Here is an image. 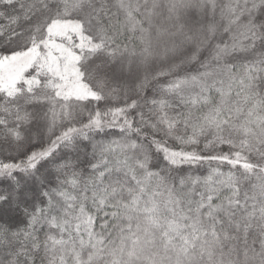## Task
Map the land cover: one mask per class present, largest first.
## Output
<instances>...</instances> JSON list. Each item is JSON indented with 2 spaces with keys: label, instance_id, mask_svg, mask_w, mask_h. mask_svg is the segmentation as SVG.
<instances>
[{
  "label": "snow or ice",
  "instance_id": "1",
  "mask_svg": "<svg viewBox=\"0 0 264 264\" xmlns=\"http://www.w3.org/2000/svg\"><path fill=\"white\" fill-rule=\"evenodd\" d=\"M0 264H264V0H0Z\"/></svg>",
  "mask_w": 264,
  "mask_h": 264
}]
</instances>
